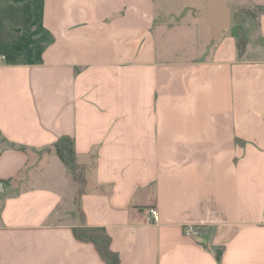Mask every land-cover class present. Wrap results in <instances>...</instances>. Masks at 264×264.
<instances>
[{
	"label": "crops",
	"instance_id": "0c3cea01",
	"mask_svg": "<svg viewBox=\"0 0 264 264\" xmlns=\"http://www.w3.org/2000/svg\"><path fill=\"white\" fill-rule=\"evenodd\" d=\"M204 10L0 0V264H106L82 225L107 230L119 264H264V11L241 56Z\"/></svg>",
	"mask_w": 264,
	"mask_h": 264
},
{
	"label": "trees",
	"instance_id": "16d2710c",
	"mask_svg": "<svg viewBox=\"0 0 264 264\" xmlns=\"http://www.w3.org/2000/svg\"><path fill=\"white\" fill-rule=\"evenodd\" d=\"M264 11V7H256L254 9H243L235 13V22L230 28L234 36L237 38V44L239 48V54L242 56L247 43L248 38L244 29V19L248 16H256L257 12ZM58 156L73 172L75 179L81 184L79 193L84 191L86 183L82 166L78 163L76 157L75 140L70 136H62L57 142L53 144ZM74 234L78 239L93 242L106 264H119L120 256L117 251H114L111 247V236L108 234L104 227H92L87 225L74 227ZM221 252H217V260L220 262Z\"/></svg>",
	"mask_w": 264,
	"mask_h": 264
},
{
	"label": "water",
	"instance_id": "95a60500",
	"mask_svg": "<svg viewBox=\"0 0 264 264\" xmlns=\"http://www.w3.org/2000/svg\"><path fill=\"white\" fill-rule=\"evenodd\" d=\"M200 14L211 26L215 38L232 25V9L224 0H206V10Z\"/></svg>",
	"mask_w": 264,
	"mask_h": 264
},
{
	"label": "built area",
	"instance_id": "2783aa9c",
	"mask_svg": "<svg viewBox=\"0 0 264 264\" xmlns=\"http://www.w3.org/2000/svg\"><path fill=\"white\" fill-rule=\"evenodd\" d=\"M5 188V184L3 182H0V192L3 191ZM159 218V212L156 207H151L147 210V221L148 222H157ZM185 234L188 236H194L199 234L198 230L196 229V226L194 225H187L185 227Z\"/></svg>",
	"mask_w": 264,
	"mask_h": 264
},
{
	"label": "rangeland",
	"instance_id": "374dc122",
	"mask_svg": "<svg viewBox=\"0 0 264 264\" xmlns=\"http://www.w3.org/2000/svg\"><path fill=\"white\" fill-rule=\"evenodd\" d=\"M236 12H238V10H232V14H233V16H232V25L234 24V22H235V20H236V19H235V13H236ZM232 25H231V27H232ZM231 27H230V28H231ZM230 28H229V29H230ZM227 30H228V29H227ZM225 31H226V30H225ZM225 31H223V32H225ZM221 34H222V33H221ZM223 34H224V33H223ZM223 34H222V36H223ZM219 37H220V36H219ZM213 38H214L216 41L219 40V38H215L214 36H213ZM213 47H214V46H213ZM213 49H214V48H213Z\"/></svg>",
	"mask_w": 264,
	"mask_h": 264
}]
</instances>
